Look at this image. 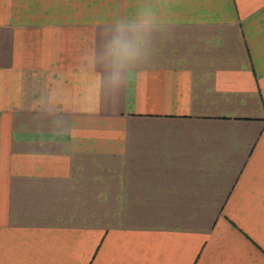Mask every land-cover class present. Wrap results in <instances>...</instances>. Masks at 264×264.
<instances>
[{
    "label": "crops",
    "instance_id": "1",
    "mask_svg": "<svg viewBox=\"0 0 264 264\" xmlns=\"http://www.w3.org/2000/svg\"><path fill=\"white\" fill-rule=\"evenodd\" d=\"M0 157V264H264V0H0Z\"/></svg>",
    "mask_w": 264,
    "mask_h": 264
},
{
    "label": "rangeland",
    "instance_id": "2",
    "mask_svg": "<svg viewBox=\"0 0 264 264\" xmlns=\"http://www.w3.org/2000/svg\"><path fill=\"white\" fill-rule=\"evenodd\" d=\"M98 111L101 113L100 110ZM41 115L43 121L40 124V128L38 129L36 123H31L28 131L30 133H28L30 141L24 139V143H29V149L36 148L38 146V138L40 137V145L43 143L42 147L45 152L53 153L56 151L59 153L61 151L58 147L66 146V148H69V146H71L70 135L75 130V123L69 122L70 119H72L73 122L75 117H84L86 116V111L84 109H81L80 111L76 109H59L50 107L44 108ZM1 158H3L4 161L5 157H0V162H2ZM78 207L81 208L80 205Z\"/></svg>",
    "mask_w": 264,
    "mask_h": 264
},
{
    "label": "clouds",
    "instance_id": "3",
    "mask_svg": "<svg viewBox=\"0 0 264 264\" xmlns=\"http://www.w3.org/2000/svg\"><path fill=\"white\" fill-rule=\"evenodd\" d=\"M152 27L151 20L143 13L139 19L115 25L114 35L108 42L114 66L123 67L142 57L143 51L148 45V35ZM108 79L117 82L119 76L114 71Z\"/></svg>",
    "mask_w": 264,
    "mask_h": 264
}]
</instances>
